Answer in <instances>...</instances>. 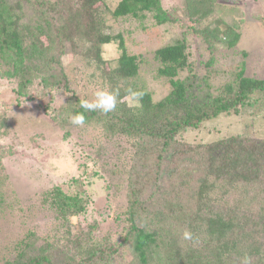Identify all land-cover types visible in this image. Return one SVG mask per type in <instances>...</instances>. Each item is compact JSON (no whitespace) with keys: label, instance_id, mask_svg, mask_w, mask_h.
Masks as SVG:
<instances>
[{"label":"trees","instance_id":"obj_1","mask_svg":"<svg viewBox=\"0 0 264 264\" xmlns=\"http://www.w3.org/2000/svg\"><path fill=\"white\" fill-rule=\"evenodd\" d=\"M102 0H0V60L11 67L21 97L38 89L40 95L58 92L64 101L54 113L56 125L70 135L75 126L69 114L83 112L85 128L103 141H113L121 156L126 207L116 212L117 238L100 233L99 223L82 227L73 222L86 213L89 199L83 183L72 178L43 192V203L55 213L58 230L42 243L20 241L0 264H264V140L234 134L208 143L183 140L189 130L220 115L264 108V78L246 76L245 63L225 83L210 82L214 57L195 72L185 34L199 37L208 50L215 44L234 48L240 35L219 20L201 24L214 13L215 0H185V28L174 42L157 49V76L167 80L168 93L154 100L134 80L140 60L127 52L123 36L106 31ZM115 18L142 20L151 14L157 25L170 22L162 0H120ZM117 43L120 54L109 67L106 44ZM66 45L74 53V74H90L103 87L119 89L116 110L85 112L62 62ZM37 48L36 49H34ZM78 61V62H77ZM187 72L184 77L180 73ZM143 91L142 108L130 109L126 89ZM9 124L0 115V136ZM7 151L0 148V173ZM1 179V177H0ZM0 187V214L6 208ZM190 230L198 242L184 240ZM24 243V246L19 248Z\"/></svg>","mask_w":264,"mask_h":264},{"label":"rangeland","instance_id":"obj_2","mask_svg":"<svg viewBox=\"0 0 264 264\" xmlns=\"http://www.w3.org/2000/svg\"><path fill=\"white\" fill-rule=\"evenodd\" d=\"M120 0H102L106 31L120 33L127 52L140 60L139 74L134 82L151 92L154 100H160L169 91L166 79L157 76L158 63L154 59L157 49L168 45L182 36L185 28L195 27L186 17L185 0H162L170 22L157 25L151 14L142 20L132 17L115 18L111 12ZM212 20H219L231 26L240 35L239 42L232 49L215 44L214 52L192 34H185L195 63V72L205 74L201 62L210 56L211 79L214 88L222 86L235 74L244 62L245 75L264 78V0H215L214 13L200 26ZM37 50V48L34 47ZM62 62L66 67L69 86L79 98L93 99L94 92L103 88L100 80H93L90 74H74L71 67L74 53L66 45ZM38 51V50H37ZM103 57L108 66H114L120 51L117 43L103 47ZM78 62V61H77ZM11 64L0 60V115L5 116L9 129L0 136V148L7 154L2 160L0 187L6 200L4 213L0 214V263L10 258L20 241H36L42 244L48 236L58 230L56 215L42 194L55 185L65 186L72 178L82 181V189L89 199L87 211L73 222L82 227L99 223L100 233L112 232L117 238L116 212L126 207V188L120 170L121 156L114 140L105 142L92 128H74L65 135L54 121L56 108L64 96L58 92L40 95L38 89L30 86V94L18 96L13 79L5 76ZM184 77L187 72L180 73ZM234 134H247L254 139L264 140V108L242 111L239 115H220L205 121L198 129L189 130L183 140L191 143H208ZM54 234V235H53ZM17 246V245H16ZM24 243L19 246L23 247ZM119 264H129V258Z\"/></svg>","mask_w":264,"mask_h":264},{"label":"clouds","instance_id":"obj_3","mask_svg":"<svg viewBox=\"0 0 264 264\" xmlns=\"http://www.w3.org/2000/svg\"><path fill=\"white\" fill-rule=\"evenodd\" d=\"M125 91L126 95L124 100L127 102V106L130 109L142 108L141 101L145 93L143 91L134 90L131 87H128ZM119 96V89L110 90L108 87H103L94 92L92 100L79 99V106L84 109L85 112L99 111L102 114L107 115L116 110ZM69 121L75 126H83L86 122V117L83 112H77L69 114ZM181 235L184 240L198 242L197 238L194 237L193 233L188 229H184ZM240 264H250V257L245 254L241 257Z\"/></svg>","mask_w":264,"mask_h":264}]
</instances>
